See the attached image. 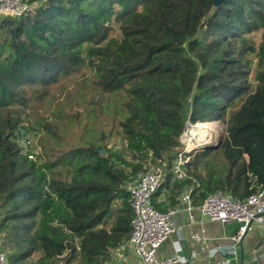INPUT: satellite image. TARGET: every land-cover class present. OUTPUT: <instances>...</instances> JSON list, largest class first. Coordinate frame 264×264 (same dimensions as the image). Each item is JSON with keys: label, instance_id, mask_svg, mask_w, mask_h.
I'll use <instances>...</instances> for the list:
<instances>
[{"label": "trees", "instance_id": "16d2710c", "mask_svg": "<svg viewBox=\"0 0 264 264\" xmlns=\"http://www.w3.org/2000/svg\"><path fill=\"white\" fill-rule=\"evenodd\" d=\"M215 2L46 0L0 19L9 264H107L131 234L127 185L179 152L188 124L227 136L187 154L186 179L169 173L158 210L191 186L195 203L264 187V0Z\"/></svg>", "mask_w": 264, "mask_h": 264}, {"label": "built area", "instance_id": "2783aa9c", "mask_svg": "<svg viewBox=\"0 0 264 264\" xmlns=\"http://www.w3.org/2000/svg\"><path fill=\"white\" fill-rule=\"evenodd\" d=\"M45 1L0 0V19L22 18L31 15L34 9ZM185 138H188V142L190 140L189 135L184 133L180 139L183 147L179 152L174 153L173 156L166 154L160 164L142 173L127 185L128 203L132 211L131 234L125 244L119 249L111 251L112 255L120 250L130 249L139 257V264H181V260L177 256L168 259H159L157 256L161 245L171 235L178 233L179 229L172 222V218L177 212L176 208L166 212L160 211L154 205V198L169 175L170 162H177L172 173L177 180H184L188 177L184 166L189 160L187 154L191 149L187 147ZM193 190L194 188L190 187L181 199L188 203L191 202ZM197 209L201 217L209 221L223 223L237 221L240 226L233 240L235 243H240L254 227L264 226V187L259 186L258 190L245 200L219 190L208 194ZM191 241L199 245L201 253L208 250L207 241L199 234H193ZM0 264H9L7 255L2 249L1 234ZM217 264H231V260L226 258Z\"/></svg>", "mask_w": 264, "mask_h": 264}, {"label": "crops", "instance_id": "0c3cea01", "mask_svg": "<svg viewBox=\"0 0 264 264\" xmlns=\"http://www.w3.org/2000/svg\"><path fill=\"white\" fill-rule=\"evenodd\" d=\"M189 188H186L179 196L176 206L169 207L166 204V209L163 210L166 212L176 208L177 212L172 222L179 232L171 235L161 245L157 252L159 259L177 256L181 264H217L226 258L231 260V264H252L253 255L264 259V226L254 227L240 243H235L233 237L239 230V223L233 220L223 223L203 219L197 209L201 204L200 201L195 203L191 199L188 203L181 199ZM165 193L166 189L158 196L156 195L154 202H165ZM193 234H199L207 241L208 250L206 252L201 253L199 245L192 243ZM116 249L119 247L114 250ZM139 262V257L133 251L125 249L111 254L107 264H139Z\"/></svg>", "mask_w": 264, "mask_h": 264}, {"label": "rangeland", "instance_id": "374dc122", "mask_svg": "<svg viewBox=\"0 0 264 264\" xmlns=\"http://www.w3.org/2000/svg\"><path fill=\"white\" fill-rule=\"evenodd\" d=\"M257 41H259V38L257 37V39H256ZM253 76V74H251V77ZM75 85H74V83L73 84H71L70 85V90L71 91H75V87H74ZM54 108V107H53ZM213 123H214V127H212V129H209L208 130V134H207V132H206V135H205V137L207 136V138H208V140L210 139L211 141H213V143H214V141H220L221 139H223L224 137H226L227 136V132H226V130H225V127H224V125L220 122V121H212ZM206 123V122H205ZM194 129V126L192 127V125H190V124H188L187 125V127H186V129H185V131H184V133H187V135H188V132L189 131H191V130H193ZM183 133V134H184ZM183 136V135H182ZM31 138H32V140H33V137H34V135L32 134L31 136H30ZM199 139V141H198V139ZM197 138H195L194 140H193V144H195V146L194 147H198V148H200L201 146H199V144H202L203 143V141H201V138H200V136H198ZM185 140H186V144H187V147H190V152L189 153H191V152H193L194 150H192L193 148H191V146H190V144H189V142H188V138L186 139L185 138ZM197 142H198V144H197ZM201 142V143H200ZM113 143H114V140L112 139L111 141H110V144H111V146H113ZM176 165H177V162H174V163H171L170 165H169V168H168V171H169V173L170 174H172L173 173V171H174V169H175V167H176ZM4 233L6 234V232L4 231ZM1 236H2V244H7V238H6V236L3 234V233H1ZM3 251L6 253V255H7V258H8V256H9V248L8 247H5V249H3ZM8 263H9V259H8Z\"/></svg>", "mask_w": 264, "mask_h": 264}, {"label": "bare ground", "instance_id": "6f19581e", "mask_svg": "<svg viewBox=\"0 0 264 264\" xmlns=\"http://www.w3.org/2000/svg\"><path fill=\"white\" fill-rule=\"evenodd\" d=\"M193 126H194V129L188 132V135L190 137L189 144H190L191 148H193L195 146V144H193V140L195 138H197L198 136H200L201 141H203L205 143L208 142V138H207V136L205 137V135H206V132L208 134L209 129H212V127H214V123L213 122H206V123H199V124H196ZM198 141H199V139H198ZM197 144H198V142H197Z\"/></svg>", "mask_w": 264, "mask_h": 264}, {"label": "water", "instance_id": "95a60500", "mask_svg": "<svg viewBox=\"0 0 264 264\" xmlns=\"http://www.w3.org/2000/svg\"><path fill=\"white\" fill-rule=\"evenodd\" d=\"M221 0H216L215 5H219ZM224 138L221 139L220 141H211L210 139L208 140V142H203L202 144H200L199 146H201L200 148L198 147H194L192 150H196V149H215V148H219L223 142ZM252 264H264V259L259 257L258 255H253L252 258Z\"/></svg>", "mask_w": 264, "mask_h": 264}]
</instances>
